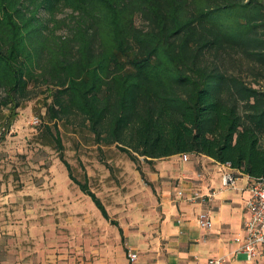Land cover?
I'll return each instance as SVG.
<instances>
[{"label":"trees","instance_id":"obj_1","mask_svg":"<svg viewBox=\"0 0 264 264\" xmlns=\"http://www.w3.org/2000/svg\"><path fill=\"white\" fill-rule=\"evenodd\" d=\"M41 85L98 142L264 177V0H0V109Z\"/></svg>","mask_w":264,"mask_h":264},{"label":"rangeland","instance_id":"obj_2","mask_svg":"<svg viewBox=\"0 0 264 264\" xmlns=\"http://www.w3.org/2000/svg\"><path fill=\"white\" fill-rule=\"evenodd\" d=\"M136 22L146 24L140 15ZM47 95L44 85L36 86L14 114L0 109V264H84L89 258L95 264L104 253L131 260L133 245L165 214L164 201L174 198L182 164L98 142L79 120H52ZM192 162L200 181L211 180L214 169L218 180L227 171L205 156ZM78 181L100 197L109 218Z\"/></svg>","mask_w":264,"mask_h":264},{"label":"crops","instance_id":"obj_3","mask_svg":"<svg viewBox=\"0 0 264 264\" xmlns=\"http://www.w3.org/2000/svg\"><path fill=\"white\" fill-rule=\"evenodd\" d=\"M204 156L216 161L204 154H192L190 157L192 160L198 157L200 161ZM167 158L172 160L171 166L182 164V168L175 171L181 183L174 198L164 201L165 214L149 222L153 227L133 245L138 258L131 261L121 255L119 259H108L101 249L99 254L102 255L95 264H209V259L220 255L226 256V261L222 264H264V253L248 260L242 251L235 252L242 243L244 221L249 214L246 199L250 192L244 188L252 178L247 174L238 176L237 181L241 179L242 185H237L236 181L234 187L246 191L247 197H243L241 192L234 195L231 193L233 187H226L222 176L227 171L232 170L236 174L239 171L232 169L227 163L214 162L227 170L222 173L221 180H218V173L214 169L211 180L200 181L194 175L195 165L192 160L183 159L182 154H173ZM180 188L187 192L213 194L204 202L191 203L178 195ZM203 209H208L211 213L214 223L210 228L199 225L198 216ZM84 264H93L91 258L84 260Z\"/></svg>","mask_w":264,"mask_h":264},{"label":"built area","instance_id":"obj_4","mask_svg":"<svg viewBox=\"0 0 264 264\" xmlns=\"http://www.w3.org/2000/svg\"><path fill=\"white\" fill-rule=\"evenodd\" d=\"M183 159L188 160V154H182ZM229 166L230 164L227 163ZM234 169V168H232ZM244 189L250 192L246 199L248 216L244 221V236L242 243L235 252L242 251L248 260H253L264 253V177H251ZM238 175L234 171H227L222 176L223 184L226 186L235 185ZM213 193H203L201 191L187 192L180 188L178 195L191 203L204 202ZM199 225L210 228L213 226V219L208 209L200 211L198 216ZM129 257L132 261L138 258L136 251H130ZM226 261L225 255L209 259V264H222Z\"/></svg>","mask_w":264,"mask_h":264}]
</instances>
